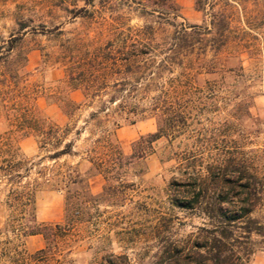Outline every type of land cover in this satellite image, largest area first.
<instances>
[{"label":"rangeland","instance_id":"1","mask_svg":"<svg viewBox=\"0 0 264 264\" xmlns=\"http://www.w3.org/2000/svg\"><path fill=\"white\" fill-rule=\"evenodd\" d=\"M204 3L197 11L195 0H0V145L19 149L34 165L31 179L44 168L53 181H64L68 170L79 174H73L78 183L58 190L52 181L35 195L36 221L50 230L47 240L14 236L24 221L0 197V264H105L107 256L126 257L116 264H168V247L191 258L194 236L210 221L173 200L181 201L203 165L218 156L244 161L261 183L250 218L264 223V0ZM220 14L229 24L226 44L215 56L216 42L194 45L195 56L206 50L210 71L196 76L180 98L186 125L173 138L152 143L144 157L119 166L88 163L85 140L99 133L82 130L90 110L74 87L83 69L92 85H109L97 94L104 100L130 96L110 88L125 78L108 70L118 51H131L135 43L137 50L157 55L173 48L181 26L210 27ZM154 60L157 65L159 57ZM152 72L150 79L163 84L166 78ZM71 103L78 107L74 113ZM118 123L116 130L106 126L125 156L140 137L157 130L148 116L130 115ZM67 124L73 130L62 145L73 140L78 155L46 159L53 149L45 134ZM236 207L233 201L231 210ZM241 227L234 230L244 264H264V236Z\"/></svg>","mask_w":264,"mask_h":264},{"label":"trees","instance_id":"2","mask_svg":"<svg viewBox=\"0 0 264 264\" xmlns=\"http://www.w3.org/2000/svg\"><path fill=\"white\" fill-rule=\"evenodd\" d=\"M204 1L195 0L197 11H203ZM209 25L210 27L206 24L203 27L181 26L174 36L173 48L157 55L152 51L137 50L135 43L131 44V51H118L111 59L113 67L108 70L114 74H123L125 78L113 82L110 88L113 89V94L127 91L130 96H111L104 100L97 94L107 90L109 85L102 82L92 85L94 81L88 76L85 77L88 69H83L81 76L84 78L74 87V90L82 92V106L90 110L82 130L89 131L87 128L90 127V133H99L95 140H85L90 143L85 150L88 163L93 167H103L105 164L119 166L124 160L144 157L150 152L152 143L161 138H173L178 133L180 124L186 125L187 117L185 109L180 108V98L187 96L186 88L196 76L210 71L206 50L201 49L195 56L196 40L216 42L217 48L213 49L215 56L218 47L225 45L228 39L229 24L223 14H220L219 19L210 21ZM209 35L210 38L207 37ZM147 55L149 57H146ZM157 57L159 62L156 65L154 59ZM154 68L158 70L157 75L160 78H166L163 84L156 85L150 79ZM146 77L147 83L142 82ZM152 92L155 95L151 97L149 94ZM139 93L144 97L134 96ZM71 105L74 113L78 107H75L74 103ZM130 115L154 119L157 130L153 134L140 137L132 144V154L125 156L111 141V132L106 125L111 124L112 129L116 130L119 128L118 121H127ZM72 125L67 124L63 128L52 127L45 134L44 138L48 136L51 140L48 145L53 149L46 159L57 161L65 156L78 155L73 151V140L62 145L73 130ZM75 135L80 136V130H76ZM33 166L19 149L5 150L0 145V197L3 196L4 204L17 215H21L24 221L14 236L26 239L41 235L47 240L50 230L36 221L35 195L40 188L50 185L53 178L49 177L50 171L44 168L35 172L36 177L31 179ZM74 173L79 176L78 171L68 170L66 175L61 176L64 181H53V187L60 190L66 188L70 181L78 183V178L73 177ZM202 173V176L196 179L195 185L182 191L181 201L174 199L173 204L183 209L196 210L210 221V226L200 229L194 236L191 258L183 255L177 247H168L163 252L164 260L168 264H244L246 255L242 252L240 237L235 235L234 228L242 224L241 228L245 229L247 234L264 236V223L250 218L259 201L261 183L257 181L249 166L235 157L211 158L203 165ZM234 191L236 194H233ZM233 201L237 202L236 211L230 208ZM12 232L15 233L14 230ZM117 260L126 261V257L107 256L104 263L116 264Z\"/></svg>","mask_w":264,"mask_h":264},{"label":"crops","instance_id":"3","mask_svg":"<svg viewBox=\"0 0 264 264\" xmlns=\"http://www.w3.org/2000/svg\"><path fill=\"white\" fill-rule=\"evenodd\" d=\"M35 237V236H34ZM34 237H30V238H34Z\"/></svg>","mask_w":264,"mask_h":264}]
</instances>
